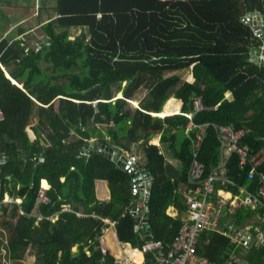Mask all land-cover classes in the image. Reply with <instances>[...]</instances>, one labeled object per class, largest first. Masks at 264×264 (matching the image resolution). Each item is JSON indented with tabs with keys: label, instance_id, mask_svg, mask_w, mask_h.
Returning <instances> with one entry per match:
<instances>
[{
	"label": "trees",
	"instance_id": "obj_1",
	"mask_svg": "<svg viewBox=\"0 0 264 264\" xmlns=\"http://www.w3.org/2000/svg\"><path fill=\"white\" fill-rule=\"evenodd\" d=\"M56 10L58 16L42 26L50 38L42 45L27 47L22 38L0 40V199L6 192L22 198L3 206L0 264L2 248L13 264H28V248L35 255L32 264H115L118 239L144 250L149 261L175 239L181 225L166 209L170 204L186 207L177 187L189 183L200 129H189L182 112L192 110L195 97L207 106L193 115L196 124L208 123L196 156L203 177L221 159L214 124L249 127L239 144H247L250 155L264 148V66L249 60L251 47L261 40L243 20L252 10L264 15V0H56ZM72 27L82 28L75 38L69 37ZM12 62L10 76L21 86L3 68ZM191 65L193 77L183 78ZM142 88L146 93L134 106L129 100L136 101ZM227 90L233 100L225 97ZM35 112L31 137L27 126ZM100 125L109 127L104 131ZM157 134L178 165L150 142ZM107 135L126 150L141 140L142 169L152 176L144 211L156 234L152 239L144 237L129 210L137 197L132 175L84 146L93 136L110 143ZM251 167L249 161L242 167L239 153H231L227 173L235 185L226 187L256 192L258 175L248 177ZM257 170L264 171V162ZM43 178L50 183V201L39 210L57 214L55 220L37 221L31 213ZM98 178L108 181V200L97 197ZM66 203L87 215L63 211ZM257 215L249 207L234 213L237 224L256 223ZM102 217L116 219V229L103 233ZM197 249L220 263L264 264V245L238 246L218 231H203Z\"/></svg>",
	"mask_w": 264,
	"mask_h": 264
},
{
	"label": "built area",
	"instance_id": "obj_2",
	"mask_svg": "<svg viewBox=\"0 0 264 264\" xmlns=\"http://www.w3.org/2000/svg\"><path fill=\"white\" fill-rule=\"evenodd\" d=\"M207 108L200 96L193 99V108L189 112H182L188 116V128L195 126L199 127L197 140L194 144V158L189 171V183L181 189V193L185 201L184 217L180 225L179 231L175 239L167 245H161L154 253V256L147 261L146 254L142 259H137L133 254L137 247H134L130 242H125L118 239V250L115 254V264H230L220 263L209 260L204 255L200 254L197 249L200 234L203 231L213 230L229 236L232 242L238 246L242 245L245 248L252 246L264 245V171L257 170V166L264 162V148L253 154H249L247 144L240 145L242 137L250 130L249 127L236 128L232 124H214L219 137L221 148V159L219 164L212 170L209 176L203 177V163L196 156L198 149L202 143L205 129L208 123L196 124L193 121L195 112ZM238 152L240 155V164L249 161L252 167L248 171V177L253 178L258 175V188L256 192L250 191L245 186H239L242 194L231 199H225L222 196H216V181L220 182L223 187L228 184L235 185V182L228 176L227 160L231 153ZM13 196L5 195L0 199V215L3 213V206L6 203L13 202ZM50 201L47 194V187L41 185L37 191L34 207L31 211L37 218V221L44 218L52 220L57 219V214L44 215L39 207L41 204H46ZM143 206V211L148 210V205L145 201L140 202ZM239 207L251 209H263V212H258L260 220L256 223L237 224L234 220L223 222L222 217ZM62 210L75 211L70 203L62 205ZM129 210L133 213L132 207ZM232 211V212H230ZM78 216H86L82 211H75ZM124 214V213H123ZM231 218V217H230ZM103 226L102 232L109 231L110 227L116 229V219L102 217ZM146 224L148 221L141 220L139 223ZM142 228V227H141ZM232 257H234L232 255Z\"/></svg>",
	"mask_w": 264,
	"mask_h": 264
},
{
	"label": "crops",
	"instance_id": "obj_3",
	"mask_svg": "<svg viewBox=\"0 0 264 264\" xmlns=\"http://www.w3.org/2000/svg\"><path fill=\"white\" fill-rule=\"evenodd\" d=\"M54 2H55V5H51L52 10L50 11V10L45 9L46 6L50 7V5H45L47 3V0H0V40L3 38H6L9 40V42H12L14 39L22 38L23 41H25V44L27 45V47H29L31 45V42L35 38V36L36 35L38 36V34H39V33H33V32H36L35 31L36 29H38L39 27H42L43 24L53 20L54 18H56L58 16V12L56 10V0ZM24 7L25 8L29 7V9H28L29 12H25ZM74 28H75V30H77V29L81 30L82 29L81 27H72V29H74ZM42 34L44 36V33H42ZM44 40H45V37H44ZM193 65H191V67L186 70L187 71L186 78L189 77L191 79L193 77V72H192ZM3 68L5 70V73L9 76L10 75L9 70H7L5 66H3ZM12 80L14 81V79H12ZM118 96H122L121 93H118ZM225 97L228 98L229 100H233L234 99L233 92L231 90H227L225 92ZM131 101L133 102L134 100H131ZM134 103L138 104L136 101H134ZM250 112H251V110L248 111V113H250ZM152 113L155 114L154 111ZM166 114L167 113L164 112V115H166ZM157 137L160 139L159 135ZM160 144H161V142L158 145H160ZM167 159L169 161H171L173 164L177 165L175 163V161H177L176 158L168 156ZM173 159H174V161H173ZM142 161H140V162H142ZM142 168L143 167H141V169ZM141 171L145 172L143 169ZM42 180H45L47 183L44 181L42 182ZM42 180H41V182H42L41 184L46 186L47 189L50 188V183L48 182V180L45 178H43ZM95 183H96V194H97L98 199L108 200L111 196L108 181L104 178H98V179H96ZM187 185H188L187 182L186 183L180 182L178 184V187H177V192L182 195L181 189H183ZM217 194H218V196H222L225 199H231V198H234L235 196H240L242 194V192L240 191V189H238V191H235L231 188L223 187L220 184L217 186V189H216V196H217ZM182 198L184 200L183 195H182ZM21 201H22V199H20V202ZM142 201H143V199H141L138 195L133 200V202L135 204H140V202H142ZM184 209L185 208H179L175 204H170L167 207L166 212L168 215H170L174 218H177V217L180 218L181 223H182L183 217H184V213H183ZM236 210H233V212L230 211L232 213H229V211H228L227 214H225L221 220L223 222L234 220V222L237 223L235 216H234V213ZM257 210H258V212L262 211L260 209H257ZM257 216H258L257 221H259L260 220L259 214ZM244 223H246V222H241L240 224H244ZM250 223L253 224L254 222H250ZM142 234L144 235V237L146 239H152L153 238V237L147 238L144 230H143ZM136 252L140 253L139 257H138ZM133 254L135 255V257L137 259H142V257L145 255V252H144V250L137 247V250H135Z\"/></svg>",
	"mask_w": 264,
	"mask_h": 264
},
{
	"label": "water",
	"instance_id": "obj_4",
	"mask_svg": "<svg viewBox=\"0 0 264 264\" xmlns=\"http://www.w3.org/2000/svg\"><path fill=\"white\" fill-rule=\"evenodd\" d=\"M243 20L253 27L255 34L261 40V43L259 45L251 47L249 60L251 62H255L259 65L264 66V15L260 10H252L248 11L243 16ZM48 39L50 38H46L45 41H47ZM129 101L132 102L131 100ZM84 146L90 151L104 153L105 155L111 157L113 160L117 161L119 166L129 171V173L133 177L135 195H138L141 199H143V201H145V204L149 203L152 176L148 171H141L142 164L140 161L131 159L128 155L123 154L124 149L115 145L114 141H110V143L107 144L102 142L91 144L89 143L85 144ZM95 146L96 148H94ZM37 158L38 157H36V159ZM129 206L134 209L133 214L136 216V219L139 223L141 222V220L148 221L146 217H143L142 205H137L133 201H131L129 203ZM141 227L145 231L147 238L155 237L156 234L152 231L150 224L142 223Z\"/></svg>",
	"mask_w": 264,
	"mask_h": 264
},
{
	"label": "rangeland",
	"instance_id": "obj_5",
	"mask_svg": "<svg viewBox=\"0 0 264 264\" xmlns=\"http://www.w3.org/2000/svg\"><path fill=\"white\" fill-rule=\"evenodd\" d=\"M55 0H47V3L45 4V5H50V7L49 6H46L45 7V9L46 10H52V7H51V5H55V2H54ZM25 8V7H24ZM28 9H29V7H26L24 10H25V12H29L28 11ZM82 30V29H81ZM81 30L80 29H77V30H75V28L74 29H72L71 30V32H70V35H69V37L70 38H75V36L76 35H78L80 32H81ZM36 32H33V33H39L38 34V36L36 35L35 36V38L33 39V41L31 42V45L30 46H36V45H42V43L45 41L44 40V37H45V35L43 36V34L42 33H44V30L42 29V27H39L38 29H36L35 30ZM35 35V34H34ZM33 35V36H34ZM45 39H46V37H45ZM14 63L12 62L9 66H5L6 67V69L8 70V69H11V68H13L14 67ZM48 65V63L46 62V61H43L42 62V67H46ZM49 73H50V71H49ZM183 78H186V75H187V71L185 70L184 72H183ZM65 79L64 78H61V79H59V81H64ZM16 81V80H15ZM17 82V81H16ZM118 93H122V92H118ZM118 93H117V95L116 96H118ZM146 93V89L145 88H142V89H140L138 92H137V94H136V102L138 103V104H135L134 103V101L133 102H131L134 106H139V100L141 99V97L144 95ZM115 96V97H116ZM114 97V98H115ZM55 103L57 104L58 103V98L55 100ZM153 115H157V114H153ZM166 115H168V114H166ZM166 115H164V116H166ZM163 117V116H162ZM37 119H38V115L36 114V112L32 115V117H31V120H30V123L28 124V126H27V130H29V132H30V134L32 135L31 137H33L34 135H33V130L31 129L34 125H36L37 124ZM109 126L107 125H100V128L102 129V130H106L107 128H108ZM159 134H157V135H155L154 137H152L151 138V140H150V142L151 143H155L154 142V139L156 138L157 140H158V144L160 143V139L157 137ZM160 136V135H159ZM106 137H108L109 138V140L112 142V141H114L113 139H111V137L109 136V135H107ZM109 141V142H110ZM91 142L92 143H97L98 142V140H97V138L95 137V136H93V137H91ZM156 143V144H157ZM116 145V144H115ZM118 146V145H117ZM160 146L162 147V151L163 152H165L166 153V155H167V157L169 156V157H172V156H170L168 153H167V151H166V148L164 147V145L162 146L161 144H160ZM120 147V146H119ZM122 148V147H121ZM124 149V148H123ZM144 151H143V148H142V144H141V140L140 141H137V142H135V143H133L132 145H131V149L130 150H126V149H124L123 150V154H125V155H128L131 159H135V160H137V161H141V159H143V161L145 160V156H144V153H143ZM2 154H0V156H1ZM40 156V155H39ZM38 156V158H40ZM2 160H4V159H2ZM173 161H174V159H173ZM175 163L178 165V163H179V161H178V159H177V161H175ZM141 164H142V162H141ZM42 183V182H41ZM41 185H43V184H41ZM8 193V192H7ZM8 195H10L11 196V194L10 193H8ZM22 212H24V211H22ZM6 218H10L8 215L6 216ZM6 218H4V219H6ZM0 230L2 231H4L5 232V225H3V224H1L0 223ZM105 235H107L106 237H108V234H105ZM0 239H1V235H0ZM77 249V246L75 245L74 247H73V250H76ZM6 253V249L5 248H2V258H3V262H4V264H13V261L12 260H10V259H8V257H6V256H4V254ZM26 260H27V262H28V264H32L33 262H34V260H35V255L32 253V251H31V249L30 248H28L27 250H26Z\"/></svg>",
	"mask_w": 264,
	"mask_h": 264
},
{
	"label": "clouds",
	"instance_id": "obj_6",
	"mask_svg": "<svg viewBox=\"0 0 264 264\" xmlns=\"http://www.w3.org/2000/svg\"><path fill=\"white\" fill-rule=\"evenodd\" d=\"M7 75V74H6ZM8 76V75H7ZM8 77H10V76H8ZM11 79H14V78H12V77H10ZM15 80V79H14ZM13 81V80H12ZM17 81V80H16ZM14 82V81H13ZM18 82V81H17ZM14 82V83H16V84H18V85H20L21 86V84L18 82ZM179 112H181V111H179ZM178 112V113H179ZM153 114V113H152ZM42 180V179H41ZM40 186H41V181H40ZM46 187V186H45ZM49 189V188H48ZM47 189V190H48ZM5 195H8V193L6 192L5 193ZM11 196H13V195H11ZM15 199H19V200H16V201H13V202H9V203H21L20 202V199H22V198H20V197H15V196H13ZM36 199V198H35ZM131 206H129V208H130ZM143 217H145V215H144V211H143ZM4 256H5V254H4Z\"/></svg>",
	"mask_w": 264,
	"mask_h": 264
},
{
	"label": "bare ground",
	"instance_id": "obj_7",
	"mask_svg": "<svg viewBox=\"0 0 264 264\" xmlns=\"http://www.w3.org/2000/svg\"><path fill=\"white\" fill-rule=\"evenodd\" d=\"M10 76V75H9ZM15 81V80H14ZM16 82V81H15ZM18 83V82H17ZM155 114H157V115H160V116H164V112L163 111H161V112H154ZM154 142L155 143H157L158 142V140L155 138L154 139ZM137 253V252H136ZM137 255H138V257H139V255H140V253H137Z\"/></svg>",
	"mask_w": 264,
	"mask_h": 264
}]
</instances>
